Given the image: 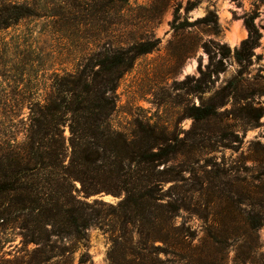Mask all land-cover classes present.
I'll return each mask as SVG.
<instances>
[{"label": "rangeland", "instance_id": "rangeland-1", "mask_svg": "<svg viewBox=\"0 0 264 264\" xmlns=\"http://www.w3.org/2000/svg\"><path fill=\"white\" fill-rule=\"evenodd\" d=\"M9 1L37 15L0 29V145L25 140L29 107L54 91L56 74L108 41L157 39L119 79L110 123L129 138L153 128L174 149L158 168L169 169L161 193L179 246L147 255V214L117 240L109 216L86 242L57 243L64 254L47 264H264V0H84L73 13L71 0ZM246 19L256 36L243 44ZM21 245L18 229H0L2 259Z\"/></svg>", "mask_w": 264, "mask_h": 264}, {"label": "trees", "instance_id": "trees-1", "mask_svg": "<svg viewBox=\"0 0 264 264\" xmlns=\"http://www.w3.org/2000/svg\"><path fill=\"white\" fill-rule=\"evenodd\" d=\"M82 1L71 0L69 13L82 9ZM32 15L37 14L29 3L0 0V29ZM245 25L248 36L243 44L256 36L250 19ZM157 43V39L108 41L73 71L56 74L54 91L29 107L25 140L0 145V229H18L22 241L21 256L0 257V264H47L64 254L57 243L86 242V231L101 228L109 216L117 240L124 234L118 233L121 228L147 214L149 227L138 231L147 255L179 246L183 230L172 231L170 204L161 193L169 169L158 168L170 160L174 149L162 143L164 137L153 128H142L129 138L110 123L119 79L137 56ZM102 191L122 197L115 204L87 199ZM205 230V238L216 237L214 225Z\"/></svg>", "mask_w": 264, "mask_h": 264}, {"label": "water", "instance_id": "water-1", "mask_svg": "<svg viewBox=\"0 0 264 264\" xmlns=\"http://www.w3.org/2000/svg\"><path fill=\"white\" fill-rule=\"evenodd\" d=\"M106 193L105 192H100L95 195H92V198H102L105 197Z\"/></svg>", "mask_w": 264, "mask_h": 264}, {"label": "bare ground", "instance_id": "bare-ground-1", "mask_svg": "<svg viewBox=\"0 0 264 264\" xmlns=\"http://www.w3.org/2000/svg\"><path fill=\"white\" fill-rule=\"evenodd\" d=\"M237 37H238V36H237ZM232 40H233V41H235V43H236V41H237V40H236V39H234V38H233V39H231V41H232ZM229 41H230V40H229Z\"/></svg>", "mask_w": 264, "mask_h": 264}]
</instances>
